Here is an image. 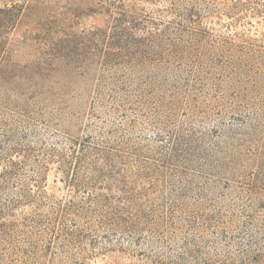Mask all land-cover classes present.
<instances>
[{
    "label": "trees",
    "instance_id": "16d2710c",
    "mask_svg": "<svg viewBox=\"0 0 264 264\" xmlns=\"http://www.w3.org/2000/svg\"><path fill=\"white\" fill-rule=\"evenodd\" d=\"M87 1L105 18L82 36L97 73L68 95L7 64L28 0H0V90L35 85L21 127L0 121V264L104 245L155 264H264V55L234 29L259 4ZM63 42L56 61L88 60Z\"/></svg>",
    "mask_w": 264,
    "mask_h": 264
},
{
    "label": "rangeland",
    "instance_id": "374dc122",
    "mask_svg": "<svg viewBox=\"0 0 264 264\" xmlns=\"http://www.w3.org/2000/svg\"><path fill=\"white\" fill-rule=\"evenodd\" d=\"M255 2L259 4L256 8L262 11L261 17L254 16L247 19L253 26L247 25L245 21L236 25L234 29L240 32L246 31L252 36L257 50L262 53L251 54L250 57L260 60L264 55V48H261L264 46V0ZM224 19L227 21V18ZM225 25L215 26L218 33H228L225 31ZM104 26L105 18L97 12L96 5H91L87 0H28L16 29L5 43L7 64L16 66L19 76L28 78L36 74L34 77L40 79L37 84L42 92L72 94L84 88L83 82H86L84 75L93 78L97 73L93 72V42L91 38H89L90 42L82 40V36L92 34L94 30ZM60 38L67 41H57ZM58 42L71 46L75 60L80 62L88 60L83 65L75 63L68 65L67 62L70 61L68 58V61L65 60V56L61 61H56L53 54ZM214 50L217 51L216 47L212 49ZM207 56L208 53L205 57ZM41 66L43 69H40ZM30 83L31 81L26 84L18 83L0 90L1 124L9 121L12 127H21L19 123L22 119L16 111L34 107L33 101L29 98L30 86L33 85L32 90H34L35 85ZM253 83V86L261 88L259 90L264 94V76L253 79ZM9 109L14 111L10 112ZM42 134L41 138L50 143L49 136L44 132ZM54 180L53 174L49 175L47 184L49 192L61 196L59 191L61 184L55 183ZM30 213L31 210H26L27 215ZM102 248L95 249L93 246H88L84 251L59 249L46 259V264H155L152 258L140 253L130 255L127 251L122 252L107 245Z\"/></svg>",
    "mask_w": 264,
    "mask_h": 264
}]
</instances>
